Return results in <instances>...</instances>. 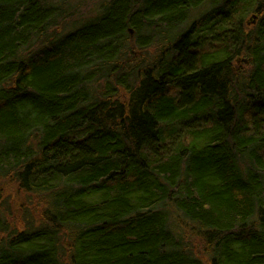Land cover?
Masks as SVG:
<instances>
[{"label": "trees", "instance_id": "trees-1", "mask_svg": "<svg viewBox=\"0 0 264 264\" xmlns=\"http://www.w3.org/2000/svg\"><path fill=\"white\" fill-rule=\"evenodd\" d=\"M98 1L0 0V264H264V0Z\"/></svg>", "mask_w": 264, "mask_h": 264}, {"label": "rangeland", "instance_id": "rangeland-1", "mask_svg": "<svg viewBox=\"0 0 264 264\" xmlns=\"http://www.w3.org/2000/svg\"><path fill=\"white\" fill-rule=\"evenodd\" d=\"M98 0H69L68 4L73 6L72 12L69 13L68 17L70 18L68 21L76 20V19H83L87 17L88 15L92 14L97 10V5H98ZM249 21V18L247 19ZM156 47V46H154ZM150 48L148 50L149 54L152 55L157 50L155 48ZM141 54V53H140ZM238 64L245 65L243 60L241 59ZM0 190H4L3 192L6 194V200L9 199L10 203L12 204V210L11 212V218L14 220L17 217H19V221L23 222L24 218H20L19 213H17V208H22L25 206L26 210L29 213L33 214V210L39 208V201L40 199H32V200H27V196L21 194L20 191H18L17 185L15 183H10L8 181H0ZM41 210L39 209L38 212ZM29 217V216H28ZM33 217L37 219V217L33 214ZM190 244V248L193 250V252L197 254H202L205 258L206 256L203 254L202 250V242L198 239H194L193 241L188 240Z\"/></svg>", "mask_w": 264, "mask_h": 264}, {"label": "water", "instance_id": "water-1", "mask_svg": "<svg viewBox=\"0 0 264 264\" xmlns=\"http://www.w3.org/2000/svg\"><path fill=\"white\" fill-rule=\"evenodd\" d=\"M256 21H257V17H253V18L248 22V24H249V25H254V24H256Z\"/></svg>", "mask_w": 264, "mask_h": 264}]
</instances>
